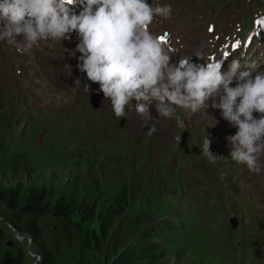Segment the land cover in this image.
<instances>
[{"label": "rangeland", "instance_id": "1", "mask_svg": "<svg viewBox=\"0 0 264 264\" xmlns=\"http://www.w3.org/2000/svg\"><path fill=\"white\" fill-rule=\"evenodd\" d=\"M220 1L211 3L209 0L202 2L201 0H149L148 3L153 6L170 5L172 8V13L167 19L158 16L162 21L159 26H163L158 32L170 29L176 37L185 39L190 46L196 49L209 44L211 38L207 32L209 23H214L216 32L220 33V36L222 33H230V37L237 33L239 28L237 24L244 23L247 15L255 18L258 13H264V0H224L219 3ZM241 30L245 32L246 29ZM16 39L22 42L24 38L18 36ZM223 40L220 38V41ZM57 42L56 40H42L26 52H18L6 43L0 51V57L6 60H0V71H4L8 77L0 74V107L2 105L4 109V111L0 110V140L4 142L9 155L25 149L27 145L26 153L29 159L35 165L43 166L40 169L44 175L49 173L45 168L59 167L62 169L71 164L82 166V163H88V159L93 158V162L106 164L108 168H112L114 164H117L120 170L126 166L136 167L145 179L149 177L169 178L172 185L179 182L180 186L176 185L175 191H169L165 199L154 206L149 207L142 199H135L128 209L130 216L133 217L142 214L152 220H169L179 223V214L185 220L198 219L197 215L193 217L194 211L215 224L226 222L237 214V209L232 206L221 211L215 207L224 206V203L216 204V200H209L208 203L203 199L204 189L200 184L201 180L206 187L209 186L216 178L218 170L212 167V163L204 162L200 156H196L197 150L193 146L194 143H187L184 130H177V125L190 119V113L185 111L166 118L158 114L154 102L150 106V117H144L132 110L135 105L133 101L126 108L128 115L117 118L111 109L110 100L87 92V85L73 73L72 57L68 56L64 49H59L61 59L58 61L52 63L45 61L44 54L56 48ZM9 51L17 52L18 62L8 61ZM85 95L93 96L91 108L102 113L96 121L97 125H94L95 132L105 131L106 137L115 139L111 143H122L121 148L115 145L101 146V144L89 143L88 145L93 149H88L86 148L88 145L77 146L74 143L64 142V140H56L53 143H47L44 140V136L48 133L41 134L40 130L47 131L53 128L52 132L59 137L63 129L58 126L56 120L51 119L45 113L47 111L44 109L51 105L63 106L69 100L80 99ZM10 104L17 105L19 109L12 108ZM49 114L58 117L59 113ZM116 122H122L125 129L128 127L129 130L124 131V128ZM66 128V134H70L71 128ZM227 129L226 124L218 125L215 131L216 136L213 138L225 137ZM86 133V130L79 127L77 132L73 131L72 136L67 135L66 137L70 141H82L86 138ZM207 136L212 137L202 130V138ZM200 139L201 137L195 134L194 140ZM209 139L211 144L215 143L212 138ZM122 163L124 165H121ZM159 167H163V170L158 171ZM259 200L263 201V204L258 210L264 212V181ZM215 210L219 212L218 215ZM248 216L255 221L264 219V215H257L253 212ZM0 227L11 237L17 239L16 234L1 217ZM93 228L98 230V225H94ZM205 232L206 230L200 228L199 225H187V229L183 231L182 248L173 257L172 263L258 264L255 261V253L264 255V237L260 238L262 245L260 240L256 243H254L256 240H252L245 245L244 249L237 250L232 249L231 245L212 247L198 242ZM19 242L23 244L25 264H39L35 257L29 255V251H33L32 245L29 246L27 241L19 240Z\"/></svg>", "mask_w": 264, "mask_h": 264}, {"label": "clouds", "instance_id": "2", "mask_svg": "<svg viewBox=\"0 0 264 264\" xmlns=\"http://www.w3.org/2000/svg\"><path fill=\"white\" fill-rule=\"evenodd\" d=\"M75 3L0 0V20L4 21L0 41L26 52L42 40H65L78 32L81 42L76 51L82 53L78 67L88 80L99 84L117 118L128 115L126 108L133 101L132 110L141 116L150 117L155 102L158 114L167 118L173 106L197 112L213 100L211 107L220 109L223 118L237 128L228 137L231 159L250 172L259 171V157L264 153V71L254 62L241 64L239 59L233 60L226 74L220 60L197 65L184 58L173 63L161 37L149 31L155 17L171 15L170 5L153 6L148 0H85L86 7L76 15L71 10ZM18 36H23L22 42ZM210 147L207 136L202 154L210 162L223 159ZM16 238L32 244L29 235L16 233ZM29 255L42 259L31 250Z\"/></svg>", "mask_w": 264, "mask_h": 264}, {"label": "trees", "instance_id": "3", "mask_svg": "<svg viewBox=\"0 0 264 264\" xmlns=\"http://www.w3.org/2000/svg\"><path fill=\"white\" fill-rule=\"evenodd\" d=\"M0 110L4 111L2 105ZM101 114L93 110L76 117L62 114L63 121H55L63 128L59 137L53 128L39 132L48 133L44 136L47 143L64 140L77 146L96 143L121 148L122 143H111L115 139L106 137L105 131L95 132ZM72 125L76 132L79 127L86 130V138L68 140L66 127ZM27 147L9 155L0 140V217L15 234L31 236L33 251L42 257L39 264H173L187 225H199L206 230L204 234L213 226L194 211L193 217L198 219L185 220L179 214V223L142 214L130 216L128 209L135 199L154 206L180 186L179 182L172 185L169 178L145 179L136 167L120 170L114 164L108 168L93 158L82 166L45 168L49 173L44 175L43 166L29 159ZM96 224L98 230L93 228ZM0 264H25L23 244L1 227Z\"/></svg>", "mask_w": 264, "mask_h": 264}, {"label": "bare ground", "instance_id": "4", "mask_svg": "<svg viewBox=\"0 0 264 264\" xmlns=\"http://www.w3.org/2000/svg\"><path fill=\"white\" fill-rule=\"evenodd\" d=\"M60 59H61V58H60ZM63 59H64V58H63ZM58 64H59V63H58ZM61 68H62V65H61ZM64 85H65V84H64ZM64 90H65V88H64ZM195 151H196V150H195ZM185 153H186V152H185ZM194 156H195V155H194ZM195 162H196V161H195ZM195 162H194V163H195ZM194 163H193V164H194ZM199 163H201V162L199 161ZM198 173H199V172H198ZM209 173H210V172H209ZM207 174H208V173H207ZM210 174H211V173H210ZM210 174H209V175H210ZM211 176H212V175H211ZM194 178H195V177H194ZM214 178H215V177H214ZM193 182H194V181H193ZM189 185H190V184H189ZM194 188H195V187H194ZM194 188H192V189H194ZM188 193H189V192H188ZM199 193H200V192H199ZM197 197H198V196H197ZM200 202H201V201H200ZM208 205H209V204H208ZM196 208H197V207H196ZM236 211H237V210H236ZM259 211H260V210H259ZM215 212H217V211L215 210ZM204 215H205V214H204ZM257 215H258V214H257Z\"/></svg>", "mask_w": 264, "mask_h": 264}, {"label": "snow or ice", "instance_id": "5", "mask_svg": "<svg viewBox=\"0 0 264 264\" xmlns=\"http://www.w3.org/2000/svg\"><path fill=\"white\" fill-rule=\"evenodd\" d=\"M162 40H163V38H161ZM239 45H237V47H238Z\"/></svg>", "mask_w": 264, "mask_h": 264}, {"label": "water", "instance_id": "6", "mask_svg": "<svg viewBox=\"0 0 264 264\" xmlns=\"http://www.w3.org/2000/svg\"><path fill=\"white\" fill-rule=\"evenodd\" d=\"M18 240V239H17Z\"/></svg>", "mask_w": 264, "mask_h": 264}]
</instances>
